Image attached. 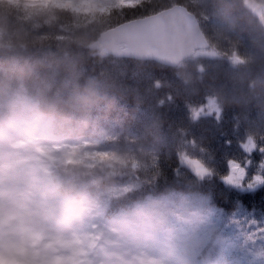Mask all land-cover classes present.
Segmentation results:
<instances>
[{"label": "trees", "instance_id": "trees-1", "mask_svg": "<svg viewBox=\"0 0 264 264\" xmlns=\"http://www.w3.org/2000/svg\"><path fill=\"white\" fill-rule=\"evenodd\" d=\"M252 1L137 0L83 12L0 0V153L16 155L8 134L19 124L29 129L23 151L34 132L50 145L26 156L53 180L38 176L29 204L74 205L96 258L105 245L123 248L136 216L209 264H264V184L247 188L264 175V23ZM176 4L209 44L177 66L99 48L103 31ZM210 96L218 114L195 116ZM233 161L241 187L225 180ZM93 213L91 232L82 217Z\"/></svg>", "mask_w": 264, "mask_h": 264}, {"label": "rangeland", "instance_id": "rangeland-1", "mask_svg": "<svg viewBox=\"0 0 264 264\" xmlns=\"http://www.w3.org/2000/svg\"><path fill=\"white\" fill-rule=\"evenodd\" d=\"M136 1L25 0V4H55L86 12L95 8L104 10L112 2L134 4ZM248 4L264 23V0ZM216 100L215 97H207L195 110L194 115H217L219 107ZM8 136L11 143L17 147V153L16 155L0 153V254L6 250L11 251L19 264H103L104 261L105 264H209L204 257H196L189 253L178 240L172 242L162 229L136 216L131 217L123 229L125 242L123 248L114 253L109 245H105L96 258L91 244L84 233L79 231L82 223L74 214V205L58 209L52 206L51 199L45 196L43 202L35 198L31 199L32 204L27 201L35 195L33 184L37 182L38 176L44 179L42 185L50 183L51 180L47 172L41 175L44 171H36L26 156L34 153V150H38V155H45L49 152L50 145L39 133L34 132L32 149L26 145L24 152L22 143L27 142L29 129L21 124L19 127H10ZM186 164L196 171H202V166L193 160L188 159ZM230 168L233 171L230 170L226 176V182L240 184L244 178L243 168L234 161ZM256 182L257 180H252L247 184L255 186ZM46 193L47 191L45 195ZM91 216L82 217L86 220L84 225L89 231L92 230L95 218H98L95 213ZM252 255L254 256V253Z\"/></svg>", "mask_w": 264, "mask_h": 264}, {"label": "water", "instance_id": "water-1", "mask_svg": "<svg viewBox=\"0 0 264 264\" xmlns=\"http://www.w3.org/2000/svg\"><path fill=\"white\" fill-rule=\"evenodd\" d=\"M199 22L176 4L152 15L125 21L101 34L102 51L116 57L154 60L177 66L196 50L209 47Z\"/></svg>", "mask_w": 264, "mask_h": 264}, {"label": "clouds", "instance_id": "clouds-1", "mask_svg": "<svg viewBox=\"0 0 264 264\" xmlns=\"http://www.w3.org/2000/svg\"><path fill=\"white\" fill-rule=\"evenodd\" d=\"M0 264H19V262L11 251L6 250L0 254Z\"/></svg>", "mask_w": 264, "mask_h": 264}, {"label": "snow or ice", "instance_id": "snow-or-ice-1", "mask_svg": "<svg viewBox=\"0 0 264 264\" xmlns=\"http://www.w3.org/2000/svg\"><path fill=\"white\" fill-rule=\"evenodd\" d=\"M253 179L254 180H257L258 181V183H260V184H264V175H259V176H253ZM234 187H241L242 185H237V184H234L233 185ZM247 188L248 189H253V185L252 184H249L248 186H247Z\"/></svg>", "mask_w": 264, "mask_h": 264}]
</instances>
